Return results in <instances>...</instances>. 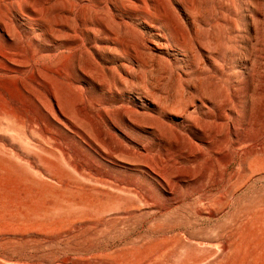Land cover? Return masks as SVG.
Listing matches in <instances>:
<instances>
[{
  "label": "rangeland",
  "instance_id": "obj_1",
  "mask_svg": "<svg viewBox=\"0 0 264 264\" xmlns=\"http://www.w3.org/2000/svg\"><path fill=\"white\" fill-rule=\"evenodd\" d=\"M0 264H264V0H0Z\"/></svg>",
  "mask_w": 264,
  "mask_h": 264
}]
</instances>
